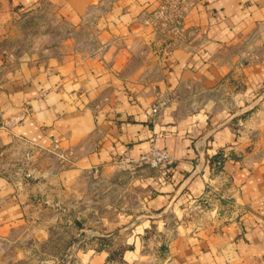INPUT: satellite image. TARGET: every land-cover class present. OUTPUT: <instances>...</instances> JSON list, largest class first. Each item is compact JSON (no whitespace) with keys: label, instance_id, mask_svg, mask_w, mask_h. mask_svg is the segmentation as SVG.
Instances as JSON below:
<instances>
[{"label":"crops","instance_id":"0c3cea01","mask_svg":"<svg viewBox=\"0 0 264 264\" xmlns=\"http://www.w3.org/2000/svg\"><path fill=\"white\" fill-rule=\"evenodd\" d=\"M13 1L25 13L52 14L65 31L40 57L0 66V160L21 143L30 159L45 153L54 161L33 171L51 178L46 210L27 192L40 182L26 183L24 194L0 168V241L20 244L33 234L38 245L53 244L40 218L51 211L60 222L67 210V224L95 228L96 241L125 244L114 260L115 250L86 239L73 250L75 264L141 257L150 226L172 221L163 234L173 264H264V120L234 119L250 87L264 82V0H200L183 22L193 39L169 52L141 24L161 0ZM160 96L169 102L152 115ZM54 146L71 157L67 169L46 151ZM150 147L173 158L167 178L112 163ZM200 200L215 217L191 226L186 216ZM166 211L173 216L157 221ZM58 255L57 248L49 254Z\"/></svg>","mask_w":264,"mask_h":264},{"label":"rangeland","instance_id":"374dc122","mask_svg":"<svg viewBox=\"0 0 264 264\" xmlns=\"http://www.w3.org/2000/svg\"><path fill=\"white\" fill-rule=\"evenodd\" d=\"M20 8L14 5L13 0H0V66L4 64L16 65L17 62L23 59L34 60L40 57L43 53L41 50L55 44L60 36H63L62 32L65 31L52 14L43 13V10H40L41 12L37 11V13L31 11L25 13L26 11L24 12V10L26 9L22 10ZM192 39V34L186 36L187 45L190 44L189 42ZM239 89L242 90L241 86ZM250 89L249 94L243 100L241 99L243 105L237 108L238 110H244V112L240 114L236 112L234 115L233 111L231 115H234V119L252 117L254 119L257 118V121L260 122V120H264V82L255 85V87H250ZM239 126L236 128L237 130L240 128ZM32 152L26 145L15 143L7 153L1 156L0 168L2 173L9 176L13 182H21L22 186L20 187L23 189L24 194L27 189H30L26 188V183L30 186L31 184L40 182L41 186L38 189L34 190V192H30V190L27 192L31 193V200L45 205L44 210H46L45 207H50L52 204L51 195L53 192L51 184H48L51 178L46 175L44 176V174L34 176L33 171L50 169L54 161L52 160L53 158L45 153L39 154L35 159H30ZM67 168L68 166L60 167L59 170ZM63 190V186H61L60 201L67 202L66 193ZM209 196L211 197L212 195ZM211 198L212 201L218 199L216 195ZM208 203L210 202H204V200L192 203L190 211H188L186 216V219L190 223L189 225L202 227L205 221L207 222L215 217L212 215ZM44 212L40 218L43 224L40 223L39 229L42 230L44 237L52 235L54 238L53 244L45 243L44 245H38L31 237L33 234L22 238L23 241L20 244H11L2 240L0 241V264H75L72 256L73 250L81 249L80 247H83L84 244L82 241L86 239H92L97 244L101 243L102 245L111 247L117 252L114 260L119 258V253L125 247V244L119 238L116 240L111 238L104 242L100 241V239L96 241V229L85 226L83 223L77 222L75 225L67 224L69 218L67 210L59 211L60 222H56V220L52 221L55 214L52 215L51 211ZM69 216L71 221V215ZM172 216L173 214L166 211L157 216L156 220H167ZM172 224L173 221L164 227L161 225L159 227L151 225L143 235V239L139 245L141 257L131 258L125 264H173L167 258L168 239L163 234L164 228L167 231L174 229V225ZM128 229L129 226L127 225L126 227H121L119 230L122 234H126L129 232ZM67 237L74 239L73 241L71 240L69 247L66 242ZM63 239L65 244L64 247H61ZM79 241L82 243L79 244ZM54 248L59 249L60 255L49 256ZM19 249L22 252L18 251Z\"/></svg>","mask_w":264,"mask_h":264},{"label":"built area","instance_id":"2783aa9c","mask_svg":"<svg viewBox=\"0 0 264 264\" xmlns=\"http://www.w3.org/2000/svg\"><path fill=\"white\" fill-rule=\"evenodd\" d=\"M200 0H161L160 4L150 12H145L141 17V24L151 30L155 41L162 45L164 52H169L177 46H187L186 36L192 32H187L183 27V22L191 8ZM169 102V97H158L150 109L152 115H157ZM52 153L58 160L61 167L73 164L68 154L58 152L54 146ZM113 165L122 171H134L139 168H150L159 175L167 178L173 171V158L163 149L150 147L147 151L133 159L124 153L115 159ZM97 168L92 172L96 173ZM27 176V175H26Z\"/></svg>","mask_w":264,"mask_h":264},{"label":"water","instance_id":"95a60500","mask_svg":"<svg viewBox=\"0 0 264 264\" xmlns=\"http://www.w3.org/2000/svg\"><path fill=\"white\" fill-rule=\"evenodd\" d=\"M242 112H244V110H241L238 114H240V113H242Z\"/></svg>","mask_w":264,"mask_h":264}]
</instances>
